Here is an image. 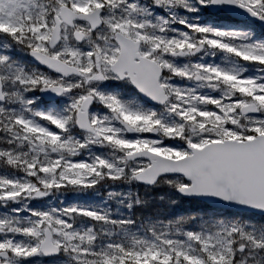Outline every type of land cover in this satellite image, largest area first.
I'll return each instance as SVG.
<instances>
[{
  "label": "snow or ice",
  "instance_id": "1",
  "mask_svg": "<svg viewBox=\"0 0 264 264\" xmlns=\"http://www.w3.org/2000/svg\"><path fill=\"white\" fill-rule=\"evenodd\" d=\"M0 264H264V0H0Z\"/></svg>",
  "mask_w": 264,
  "mask_h": 264
}]
</instances>
